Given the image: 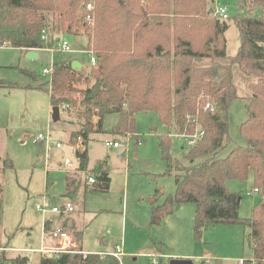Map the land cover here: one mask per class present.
I'll use <instances>...</instances> for the list:
<instances>
[{
  "label": "trees",
  "instance_id": "16d2710c",
  "mask_svg": "<svg viewBox=\"0 0 264 264\" xmlns=\"http://www.w3.org/2000/svg\"><path fill=\"white\" fill-rule=\"evenodd\" d=\"M89 3L94 4L91 11ZM210 5V0H0V47L57 49L63 36L79 34L93 24L88 48L94 51L96 64L89 74L74 70L72 62L55 64L49 81L52 108L78 110L79 128L69 143L77 146L81 140L86 148L75 152L76 171L92 172L93 188L108 191L107 159L89 169L91 136L103 131L108 115L117 114L113 136L137 139L136 116L156 112L169 129L159 136L160 150L167 165L164 176L174 175L176 191L167 196L156 190L147 199L151 226H160L177 206L195 204L197 238L210 226H245L253 258L244 264H264V0H240L239 10L246 15L233 19L240 40L234 55L228 52L226 37L230 17L220 19ZM256 8L260 14L251 15ZM240 84H246L250 93L241 95ZM0 88L12 91L19 86L0 79ZM237 99L247 102V119L240 127L246 145L219 158L230 139L229 109ZM207 102L218 111L204 110ZM189 117L197 118L204 136L195 146L182 148L183 159H177L170 152L171 134L190 131ZM94 118H98L96 124ZM250 172L260 202L250 218H243L241 195L232 192L227 182H246ZM76 174L66 177L65 197L70 201L82 182ZM83 181L87 182V176ZM69 215H60L66 217L59 228L75 234L76 252L43 254L39 264H121L109 255L85 257L84 231L76 223L68 227L69 221L75 222ZM52 222L46 221V234ZM28 263V258L21 257L12 261Z\"/></svg>",
  "mask_w": 264,
  "mask_h": 264
},
{
  "label": "rangeland",
  "instance_id": "374dc122",
  "mask_svg": "<svg viewBox=\"0 0 264 264\" xmlns=\"http://www.w3.org/2000/svg\"><path fill=\"white\" fill-rule=\"evenodd\" d=\"M210 2L213 10L219 6L228 9L230 28L226 37L228 52L234 55L240 40L233 19L246 12H240V0ZM259 14V8L251 13L253 16ZM92 28L93 24L82 28L79 34L61 38L71 45L72 53H63L58 48L53 53L41 49L37 58L28 59L25 51L0 47V79L19 86L12 91L0 88V248H6L3 264H12L18 257L28 258V264H39L43 255L41 249L54 246V240L44 232L47 219L37 210L45 197L54 206L66 202L73 204L74 212L69 217L75 222L69 221L68 227L76 223L77 228L84 231V253H111L120 245L124 251L121 264H172L173 261H177L176 264H240V261L252 259L253 253L246 240L249 228L245 226H210L201 238H197L194 231L196 205L192 203L179 205L160 226H151L147 199L156 190L167 196L176 191L174 175L164 176L167 165L160 150L159 136L168 134L169 129L156 112H142L136 116L137 139L113 136L117 114L108 115L103 131L91 136L89 168L107 159L106 171L111 178L108 191L88 187L83 179L92 172L83 174L65 168L67 160L78 163L75 149H72L76 146L69 143L72 132L79 128L78 110L61 109L58 119H54L48 91L50 75L45 76L44 69L77 61L84 67L82 73L88 75L92 55L81 51L90 49ZM240 88L241 95L250 93L246 84H240ZM246 106L244 99L231 104L230 139L219 152V158L227 157L237 146L246 145L240 136V127L247 119ZM41 134L49 137L50 148L45 140L35 142ZM113 141L121 146L108 147L107 142ZM172 141L171 155L183 159L185 150L175 139ZM59 142L62 147L58 149ZM65 170L77 173L82 181L73 201L65 197L68 175ZM227 185L232 192L241 195V216L250 218L253 208L260 202L259 194L253 192V173L250 172L246 182L230 180ZM163 200L161 197L159 202ZM65 217L53 215L51 229H59ZM2 255L0 251V259Z\"/></svg>",
  "mask_w": 264,
  "mask_h": 264
},
{
  "label": "built area",
  "instance_id": "2783aa9c",
  "mask_svg": "<svg viewBox=\"0 0 264 264\" xmlns=\"http://www.w3.org/2000/svg\"><path fill=\"white\" fill-rule=\"evenodd\" d=\"M94 9V4L89 3L87 4V10L91 11ZM214 14L218 16L222 20H227L229 18L228 14V9L225 6H219L214 10ZM88 21L92 22V18H88ZM46 38V37H45ZM47 39V38H46ZM63 53H72L73 49L71 45L65 40L61 39V43L59 48ZM50 50L52 53L55 52V49H47ZM84 53H90L92 55V65L96 64V57L95 53L93 50H86L83 51ZM53 72V67L49 69H44V75H50ZM204 110L206 111H211L213 113H216L218 109L210 102H207L204 105ZM190 120V125H191V130L190 131H185L182 133H173L171 134V138L175 139V141L182 146V148H190L192 146H195L200 139L204 136V131L201 129L199 121L197 118L191 119ZM192 120V121H191ZM129 137V136H128ZM131 137V136H130ZM45 140L47 142L48 148L51 147L52 142L49 140V137L43 136L42 134L39 135L36 139L35 142L43 141ZM139 145H141V142L138 141ZM107 146L111 148H119L121 145L119 142H107ZM57 148H61L62 144L57 143L56 145ZM65 164L66 169H71L73 168L74 171L76 170L77 164H73L70 160H67ZM65 172H67L65 170ZM96 183V178L94 175L89 174L87 176V184L90 186H93ZM255 193H258V189H254ZM37 210L42 213V215L47 219L51 220L53 215H67L71 214L74 212V206L71 202H66L64 205H58L54 206L50 202V200L45 197V201L41 205H37ZM46 223V222H45ZM45 225V224H44ZM45 232V231H44ZM48 236H50L55 242L56 245L53 247H43L41 249L42 254H49V255H56L60 252H76L77 248V241H76V236L74 233H70L68 231H63L60 228L56 230H51L48 233ZM5 248H0V251H5ZM89 253H84L83 255L86 257ZM100 257L104 258L106 256H111L117 259H120L122 256V247L120 245L116 246V249L113 253L110 254H105V253H99L98 254ZM240 264H244V260L240 261Z\"/></svg>",
  "mask_w": 264,
  "mask_h": 264
},
{
  "label": "water",
  "instance_id": "95a60500",
  "mask_svg": "<svg viewBox=\"0 0 264 264\" xmlns=\"http://www.w3.org/2000/svg\"><path fill=\"white\" fill-rule=\"evenodd\" d=\"M38 57V52H37V49H30L27 53V58L28 59H34V58H37ZM72 68L74 70H78V71H81L82 69V65L81 63L77 62V61H74L73 64H72ZM53 112H54V119H58L59 117V108H54L53 109ZM123 156H125V153H123ZM177 261H173L172 264H176Z\"/></svg>",
  "mask_w": 264,
  "mask_h": 264
},
{
  "label": "crops",
  "instance_id": "0c3cea01",
  "mask_svg": "<svg viewBox=\"0 0 264 264\" xmlns=\"http://www.w3.org/2000/svg\"><path fill=\"white\" fill-rule=\"evenodd\" d=\"M89 50V49H88ZM22 51V50H21ZM23 51H25L26 53H28V51L29 50H23ZM83 51H86V50H82L81 52L82 53H84ZM37 52H39V50H37ZM84 54H86V53H84ZM81 65H82V63H81ZM84 70V67H83V65H82V69H81V72ZM97 121H98V118H94V120H93V122L96 124L97 123ZM113 142H118V141H113ZM60 143V142H59ZM71 147V146H70ZM86 147L83 145V143H82V141L80 140L79 141V143H78V145L76 146V147H73L72 149H75V152L77 151V150H80V151H83L84 149H85ZM59 149V148H58ZM77 165H78V163H77ZM59 168H61L60 167V165L58 166ZM58 168V169H59ZM90 169V168H89ZM91 170V169H90ZM67 174H68V172H67ZM68 176V175H67ZM86 184H87V182H86ZM88 185V184H87ZM88 187H93V186H90V185H88ZM254 192V191H253ZM255 193V192H254ZM48 198V197H47ZM49 199V198H48ZM51 202V201H50ZM52 203V202H51ZM178 207V206H177ZM71 233V232H70ZM118 246V245H117ZM45 247H47V246H45ZM122 247V255L124 254V251H123V246H121ZM5 248V247H4ZM115 251V250H114ZM114 251H112L111 253H113ZM99 253H103V252H99ZM105 254H110V253H105Z\"/></svg>",
  "mask_w": 264,
  "mask_h": 264
}]
</instances>
